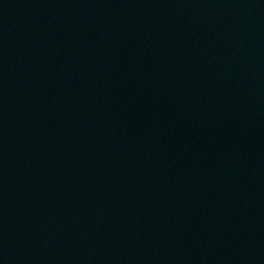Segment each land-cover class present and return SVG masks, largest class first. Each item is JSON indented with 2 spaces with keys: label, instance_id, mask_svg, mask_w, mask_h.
Returning <instances> with one entry per match:
<instances>
[{
  "label": "water",
  "instance_id": "obj_1",
  "mask_svg": "<svg viewBox=\"0 0 264 264\" xmlns=\"http://www.w3.org/2000/svg\"><path fill=\"white\" fill-rule=\"evenodd\" d=\"M0 264H264V0H0Z\"/></svg>",
  "mask_w": 264,
  "mask_h": 264
}]
</instances>
